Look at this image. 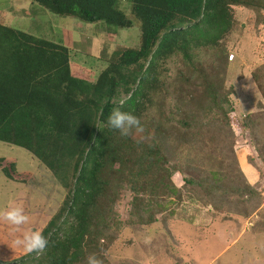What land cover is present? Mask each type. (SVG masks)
Returning <instances> with one entry per match:
<instances>
[{"label":"rangeland","instance_id":"1","mask_svg":"<svg viewBox=\"0 0 264 264\" xmlns=\"http://www.w3.org/2000/svg\"><path fill=\"white\" fill-rule=\"evenodd\" d=\"M240 2L229 7L231 28L216 45L192 47L189 59L176 52L157 61L144 105L132 113L143 131L120 135L121 164L104 170L107 189L74 264L92 253L103 264H264V0ZM116 6L131 27L56 14L28 0H0V22L62 43L77 74L95 82L121 50L139 47L131 2ZM64 24L72 41L60 37ZM148 61L121 69L114 101L128 98L126 88L136 86ZM0 151L28 152L3 141ZM31 170L11 207H22L37 230L69 188L41 163ZM11 195L0 182V210Z\"/></svg>","mask_w":264,"mask_h":264},{"label":"trees","instance_id":"2","mask_svg":"<svg viewBox=\"0 0 264 264\" xmlns=\"http://www.w3.org/2000/svg\"><path fill=\"white\" fill-rule=\"evenodd\" d=\"M33 1L53 13L91 23L103 21L115 28L133 25L116 6L117 0ZM128 1L131 13L140 21L139 47L121 50L116 63L102 70L95 82L71 72L69 50L62 43L0 23V140L31 151L61 186L69 188L58 212L37 229L49 241L41 256L34 258L36 253H26L14 243L25 231H34V223H27L0 235V264H30L32 260L36 264H74L80 259L92 234L93 213L107 189L104 170L109 163L121 164V137L118 130L108 126L109 114L115 107L138 113L151 88L150 74L157 61L176 52L189 59L192 47L216 45L231 28L229 7L241 3ZM147 58L136 86L126 88L128 98L122 105L114 101L124 81L121 69ZM13 177L16 181L19 176L14 173Z\"/></svg>","mask_w":264,"mask_h":264},{"label":"clouds","instance_id":"3","mask_svg":"<svg viewBox=\"0 0 264 264\" xmlns=\"http://www.w3.org/2000/svg\"><path fill=\"white\" fill-rule=\"evenodd\" d=\"M120 104L122 105L123 101H120ZM107 124L111 129L118 130L121 136L130 135L133 129L138 132L143 131L140 119L130 112L122 111L120 107L113 108L107 118ZM0 219L17 229L29 222V216L19 206L0 210ZM14 243L22 247L26 253L39 255L45 251L49 241L42 231L34 230L25 231ZM86 264H103V260L96 253H92L87 256Z\"/></svg>","mask_w":264,"mask_h":264},{"label":"crops","instance_id":"4","mask_svg":"<svg viewBox=\"0 0 264 264\" xmlns=\"http://www.w3.org/2000/svg\"><path fill=\"white\" fill-rule=\"evenodd\" d=\"M28 1L30 4L38 5V7H40L41 9H46L45 7L41 6L37 2H34L33 0H28ZM117 1H119V0H117ZM16 2H17V4H19L21 2V0H16ZM20 9H23V8H20ZM24 10H26V9H24ZM23 16L24 15L22 14L21 17H23ZM67 26H68V24H64V25L60 26V30L63 33L62 35L60 34V37L62 38V41L64 40V42H65V40L68 42V39H70V41H72L74 38V36H72V34H73L72 29H69ZM69 64H70V70L73 74L77 75L80 78H85L82 75L77 74L76 67L73 65L72 61H69ZM0 141H2V140H0ZM3 142L10 143L7 141H3ZM10 144H13V143H10ZM27 151L29 153L28 152H26V153L22 152L20 157H14V155H11V154L7 155L6 153L0 151V173L3 175V177L0 178V182H2L5 185L6 189L12 193L11 198L7 202L9 204L6 205L3 208V210L11 207V205H12V203H14V200L17 197L19 191L21 190V187L27 182V180L22 179L21 176L22 175H29V174L31 176V174L34 173L33 170H31L32 167L36 166L38 163H41L42 165L46 166L40 159H38L35 155H33V153L31 151H29V150H27ZM3 153L6 154L7 156L2 155ZM14 173H16L19 176L16 181H15V178L13 177ZM11 229H14V228H12V226L9 225L7 222L0 219V235H5L7 233V231H10Z\"/></svg>","mask_w":264,"mask_h":264}]
</instances>
